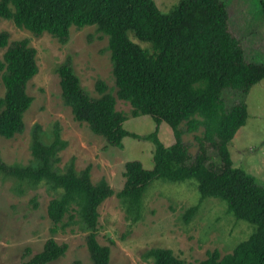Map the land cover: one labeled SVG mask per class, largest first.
<instances>
[{"label":"trees","instance_id":"trees-1","mask_svg":"<svg viewBox=\"0 0 264 264\" xmlns=\"http://www.w3.org/2000/svg\"><path fill=\"white\" fill-rule=\"evenodd\" d=\"M259 5L264 15V2L259 1ZM158 8L155 0H0V20H12L34 35L47 32L62 43L72 26L93 25L107 37L115 95L98 79L95 89L100 96H91L68 62L59 64L56 71L61 96L75 120L86 122L112 146L122 147L127 136L153 143L152 167L145 168L138 159L127 160L123 186L116 192L133 221L141 217L143 195L154 180L193 178L199 202L184 211L185 222L196 213L200 201L216 197L226 202L227 212L237 220L253 225L248 238L223 255L215 248L206 251L201 260L186 262L170 248L151 247L142 253L143 259L153 264H264V185L234 165L228 149V143L246 123L244 96L264 78V62L246 60L240 40L229 30V15L222 0H179L166 13ZM129 33L149 48L132 40ZM1 48L5 51L0 58L4 86L0 136L11 138L24 130V113L33 100L27 84L38 67L36 49L27 39L9 44V33L0 30ZM227 89L240 92L242 98L227 106L223 98ZM116 97L130 103L134 117L150 116L154 130L139 135L126 129L127 116L116 109ZM162 122L172 130L174 138L169 146L158 136ZM182 122L186 131L203 129L195 137L198 150L193 157L182 141ZM66 144L57 124L48 141L35 124L31 130L32 162L7 164L0 159V175L15 179L20 190L21 185H46L54 195L46 207L51 235L79 224L88 230L86 246L92 264H110V247L98 241L97 225L98 207L114 190L105 178L93 183L90 166L78 171L72 159L60 170L59 152ZM209 147L216 152L217 164L209 162ZM31 202L37 206L35 197ZM66 249V243L60 244L51 236L35 253L25 247L28 258L20 264H47L64 255ZM73 264L83 263L76 260Z\"/></svg>","mask_w":264,"mask_h":264},{"label":"rangeland","instance_id":"rangeland-1","mask_svg":"<svg viewBox=\"0 0 264 264\" xmlns=\"http://www.w3.org/2000/svg\"><path fill=\"white\" fill-rule=\"evenodd\" d=\"M227 8L231 33L237 37L248 62H264V15L259 1L264 0H222ZM161 12H169L179 0H155ZM0 30L9 33V44L27 39L36 49L38 70L27 84V93L33 100L24 113V130L11 138L0 136V159L7 164L27 165L32 162L31 130L40 126V134L45 141L50 140L57 124L60 134L67 141L59 152L57 164L60 170L72 159L76 170L90 166V178L96 183L105 178L114 193L98 207L97 239L110 247V264H153L142 258V253L151 247H167L185 260L196 262L206 256V251L218 249L220 254L231 252L240 241L248 238L253 225L237 220L227 212V204L216 197H206L200 201L198 210L185 222L182 218L187 207L199 202L196 179L185 181L154 180L147 186L142 199L141 217L133 221L125 212L116 192L124 183V164L127 160L138 159L145 168L152 167L154 145L144 139L127 136L122 147L108 144L102 135L92 132L86 122L74 119L70 106L62 96L56 68L63 62L72 65L80 84L91 96L100 94L95 89L98 79L105 81L108 91L115 95L116 88L112 76L110 52L107 37L96 31L95 26L70 28L66 42L44 32L34 35L17 27L12 20L1 19ZM102 35V36H100ZM132 40L142 47L131 33ZM5 48L0 49V58ZM4 86L0 72V97ZM227 106L238 102L242 95L231 89L223 93ZM248 117L228 143L233 164L243 167L257 182L264 185V78L251 86L244 96ZM115 107L127 116L124 127L131 132L144 135L154 130L155 122L148 115L134 117L129 102L116 97ZM182 141L188 146L190 156L198 150L195 137L200 136L202 127L196 131H186L182 122ZM166 146L173 141L170 126L162 122L158 132ZM209 162L218 163L214 149L208 148ZM18 182L11 177L0 175V264H20L25 247L32 253L42 249L51 236L58 243H66L67 249L57 260L47 264H73L81 261L92 264L86 246V235L79 224L58 230L51 235L46 207L54 196L46 185L36 188ZM35 197L34 207L31 198ZM112 240V242L110 241ZM32 255V254H31Z\"/></svg>","mask_w":264,"mask_h":264}]
</instances>
